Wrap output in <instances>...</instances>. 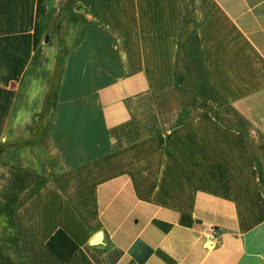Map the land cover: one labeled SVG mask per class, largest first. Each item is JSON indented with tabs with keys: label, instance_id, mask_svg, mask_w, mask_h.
Masks as SVG:
<instances>
[{
	"label": "crops",
	"instance_id": "crops-1",
	"mask_svg": "<svg viewBox=\"0 0 264 264\" xmlns=\"http://www.w3.org/2000/svg\"><path fill=\"white\" fill-rule=\"evenodd\" d=\"M68 1L0 0L24 264H264V0Z\"/></svg>",
	"mask_w": 264,
	"mask_h": 264
},
{
	"label": "rangeland",
	"instance_id": "rangeland-1",
	"mask_svg": "<svg viewBox=\"0 0 264 264\" xmlns=\"http://www.w3.org/2000/svg\"><path fill=\"white\" fill-rule=\"evenodd\" d=\"M83 0L67 2L72 8ZM41 153H30L25 148H9L0 156V264H24L18 234L16 207L37 186L40 175Z\"/></svg>",
	"mask_w": 264,
	"mask_h": 264
},
{
	"label": "trees",
	"instance_id": "trees-1",
	"mask_svg": "<svg viewBox=\"0 0 264 264\" xmlns=\"http://www.w3.org/2000/svg\"><path fill=\"white\" fill-rule=\"evenodd\" d=\"M73 0H69L68 2H71ZM59 58L55 67V70L53 72L52 78L50 80V85H49V90L46 96V102H45V107L41 113V120L42 118L48 113L50 110L52 104H53V99H54V92H55V86L57 84V80L59 78ZM41 133V122L40 125L34 135L33 138L29 140H24V141H17V142H10V143H3L0 145V156L3 155L9 148L15 147V148H21L27 145H31L34 143L35 138Z\"/></svg>",
	"mask_w": 264,
	"mask_h": 264
},
{
	"label": "built area",
	"instance_id": "built-area-1",
	"mask_svg": "<svg viewBox=\"0 0 264 264\" xmlns=\"http://www.w3.org/2000/svg\"><path fill=\"white\" fill-rule=\"evenodd\" d=\"M221 231L218 227L211 226L209 231V239L214 242L218 243V245L221 244Z\"/></svg>",
	"mask_w": 264,
	"mask_h": 264
}]
</instances>
